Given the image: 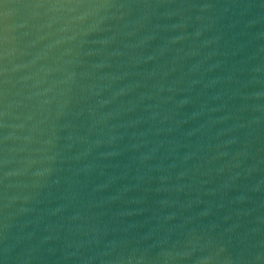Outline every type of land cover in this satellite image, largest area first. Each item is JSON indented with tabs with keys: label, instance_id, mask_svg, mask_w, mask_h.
Masks as SVG:
<instances>
[{
	"label": "water",
	"instance_id": "1",
	"mask_svg": "<svg viewBox=\"0 0 264 264\" xmlns=\"http://www.w3.org/2000/svg\"><path fill=\"white\" fill-rule=\"evenodd\" d=\"M0 264H264V0H0Z\"/></svg>",
	"mask_w": 264,
	"mask_h": 264
}]
</instances>
